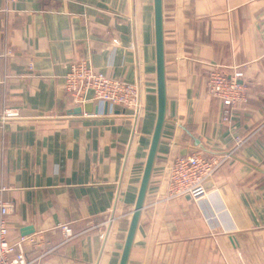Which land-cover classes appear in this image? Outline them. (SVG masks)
I'll return each mask as SVG.
<instances>
[{
	"label": "crops",
	"instance_id": "crops-1",
	"mask_svg": "<svg viewBox=\"0 0 264 264\" xmlns=\"http://www.w3.org/2000/svg\"><path fill=\"white\" fill-rule=\"evenodd\" d=\"M163 26L166 121L128 264H264V0H163ZM79 60L139 83L143 115L74 103ZM213 67L249 87L230 121ZM157 113L154 0H0V187L32 264H119ZM195 152L222 161L220 193L166 199Z\"/></svg>",
	"mask_w": 264,
	"mask_h": 264
},
{
	"label": "built area",
	"instance_id": "built-area-1",
	"mask_svg": "<svg viewBox=\"0 0 264 264\" xmlns=\"http://www.w3.org/2000/svg\"><path fill=\"white\" fill-rule=\"evenodd\" d=\"M243 76L240 70L225 74L218 67L208 72L207 91L224 106L225 121H230L233 111L249 101V87L240 81ZM64 88L77 105L96 101L111 109L121 107L124 111L131 110L136 121L143 115L145 105L139 83L107 75L86 60L70 63ZM17 116L16 111H6L3 119ZM235 141L240 146L244 139L236 137ZM221 164L220 159L206 158L196 152L178 156L168 171L166 199L188 196L194 201H200L213 193H220L222 183L218 181L217 175ZM207 183H211V186L207 187ZM5 189L0 187V264H32L25 247L37 245V240L30 236H22L15 241L10 239L8 216L12 205L2 196ZM61 230L65 237L72 236L68 225H62Z\"/></svg>",
	"mask_w": 264,
	"mask_h": 264
},
{
	"label": "water",
	"instance_id": "water-1",
	"mask_svg": "<svg viewBox=\"0 0 264 264\" xmlns=\"http://www.w3.org/2000/svg\"><path fill=\"white\" fill-rule=\"evenodd\" d=\"M155 11V44H156V63H157V96H158V113L155 129L152 135L151 145L145 162L141 183L137 195L135 207L131 216L127 236L121 253L119 264H128L129 256L137 231L139 219L145 204L154 163L162 136L163 126L166 121L167 109V91H166V73H165V41L163 26V0H154ZM207 187L211 183L206 184ZM29 232V231H28Z\"/></svg>",
	"mask_w": 264,
	"mask_h": 264
}]
</instances>
